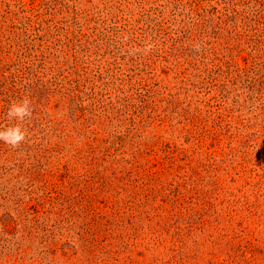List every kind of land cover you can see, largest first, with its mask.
<instances>
[{
  "label": "rangeland",
  "instance_id": "1",
  "mask_svg": "<svg viewBox=\"0 0 264 264\" xmlns=\"http://www.w3.org/2000/svg\"><path fill=\"white\" fill-rule=\"evenodd\" d=\"M25 98L0 264H264V0H0Z\"/></svg>",
  "mask_w": 264,
  "mask_h": 264
},
{
  "label": "clouds",
  "instance_id": "2",
  "mask_svg": "<svg viewBox=\"0 0 264 264\" xmlns=\"http://www.w3.org/2000/svg\"><path fill=\"white\" fill-rule=\"evenodd\" d=\"M32 108L30 107V101L25 98L22 101L14 102L8 108L6 118L8 120L15 119L18 121L15 125L8 126L4 130H0V141L16 147L21 142L25 141L27 137V129L22 127V124L26 117L32 116Z\"/></svg>",
  "mask_w": 264,
  "mask_h": 264
},
{
  "label": "trees",
  "instance_id": "3",
  "mask_svg": "<svg viewBox=\"0 0 264 264\" xmlns=\"http://www.w3.org/2000/svg\"><path fill=\"white\" fill-rule=\"evenodd\" d=\"M182 213V212H181ZM216 221H218V218L216 219ZM93 222H95L94 220H93ZM91 224V223H90ZM93 224H95V223H93ZM92 227L94 226V225H91ZM92 227H90V228H92ZM92 236H94V234L92 233L91 234ZM210 237H212L211 235H210ZM89 251L91 250L90 248L88 249Z\"/></svg>",
  "mask_w": 264,
  "mask_h": 264
}]
</instances>
